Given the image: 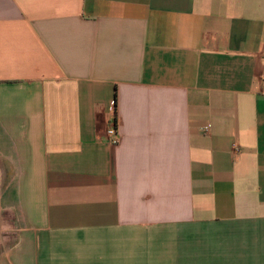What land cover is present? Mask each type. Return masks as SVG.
Masks as SVG:
<instances>
[{"label":"crops","instance_id":"crops-1","mask_svg":"<svg viewBox=\"0 0 264 264\" xmlns=\"http://www.w3.org/2000/svg\"><path fill=\"white\" fill-rule=\"evenodd\" d=\"M263 73L264 0H0V264H264Z\"/></svg>","mask_w":264,"mask_h":264},{"label":"built area","instance_id":"built-area-1","mask_svg":"<svg viewBox=\"0 0 264 264\" xmlns=\"http://www.w3.org/2000/svg\"><path fill=\"white\" fill-rule=\"evenodd\" d=\"M261 78L264 79V73L261 75ZM106 133L109 137V141L112 144H116L118 142V132L114 121L110 123V126L107 128Z\"/></svg>","mask_w":264,"mask_h":264},{"label":"rangeland","instance_id":"rangeland-1","mask_svg":"<svg viewBox=\"0 0 264 264\" xmlns=\"http://www.w3.org/2000/svg\"><path fill=\"white\" fill-rule=\"evenodd\" d=\"M12 175H13V173H9L7 171L0 172V190H1V188L2 189L6 188V184L8 183V180H9L10 176H12ZM1 178H2V182H1Z\"/></svg>","mask_w":264,"mask_h":264},{"label":"trees","instance_id":"trees-1","mask_svg":"<svg viewBox=\"0 0 264 264\" xmlns=\"http://www.w3.org/2000/svg\"><path fill=\"white\" fill-rule=\"evenodd\" d=\"M114 123H115V121H114Z\"/></svg>","mask_w":264,"mask_h":264}]
</instances>
